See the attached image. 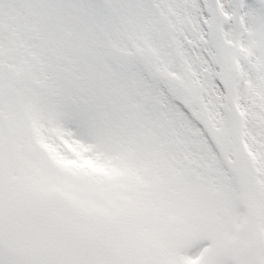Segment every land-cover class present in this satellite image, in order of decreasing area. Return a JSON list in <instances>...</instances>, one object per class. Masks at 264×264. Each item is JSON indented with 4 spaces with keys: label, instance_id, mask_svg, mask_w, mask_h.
<instances>
[{
    "label": "rangeland",
    "instance_id": "374dc122",
    "mask_svg": "<svg viewBox=\"0 0 264 264\" xmlns=\"http://www.w3.org/2000/svg\"><path fill=\"white\" fill-rule=\"evenodd\" d=\"M0 242V264H264V0H0Z\"/></svg>",
    "mask_w": 264,
    "mask_h": 264
},
{
    "label": "bare ground",
    "instance_id": "6f19581e",
    "mask_svg": "<svg viewBox=\"0 0 264 264\" xmlns=\"http://www.w3.org/2000/svg\"><path fill=\"white\" fill-rule=\"evenodd\" d=\"M248 2H246V12H245V14L247 15V8H248ZM249 7H250V5H249Z\"/></svg>",
    "mask_w": 264,
    "mask_h": 264
}]
</instances>
